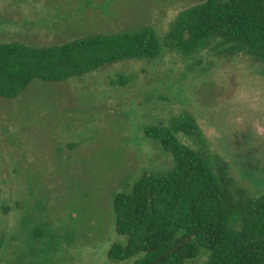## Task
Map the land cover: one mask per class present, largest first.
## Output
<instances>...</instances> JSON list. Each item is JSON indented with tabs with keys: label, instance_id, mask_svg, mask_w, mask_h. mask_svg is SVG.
I'll list each match as a JSON object with an SVG mask.
<instances>
[{
	"label": "rangeland",
	"instance_id": "374dc122",
	"mask_svg": "<svg viewBox=\"0 0 264 264\" xmlns=\"http://www.w3.org/2000/svg\"><path fill=\"white\" fill-rule=\"evenodd\" d=\"M206 0H0V43L60 45L149 26L160 40ZM190 115L180 140L250 196L264 192V70L215 45L127 60L0 95V264L112 262L114 195L173 155L145 132ZM200 256L189 264H200Z\"/></svg>",
	"mask_w": 264,
	"mask_h": 264
},
{
	"label": "trees",
	"instance_id": "16d2710c",
	"mask_svg": "<svg viewBox=\"0 0 264 264\" xmlns=\"http://www.w3.org/2000/svg\"><path fill=\"white\" fill-rule=\"evenodd\" d=\"M218 45L250 56L264 70V0H206L181 11L161 41L154 29L95 34L60 45L0 43V95H20L34 80L64 81L127 60L151 61L163 50L187 56ZM190 115L149 126L146 134L173 155L166 172L146 170L113 198L112 262L264 264V192L250 196L216 173L180 133L194 135Z\"/></svg>",
	"mask_w": 264,
	"mask_h": 264
}]
</instances>
